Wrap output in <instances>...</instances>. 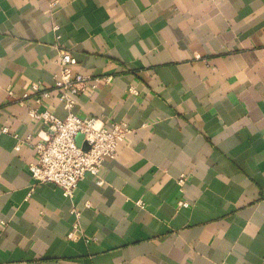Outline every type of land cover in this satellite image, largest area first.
Listing matches in <instances>:
<instances>
[{"label":"crops","instance_id":"0c3cea01","mask_svg":"<svg viewBox=\"0 0 264 264\" xmlns=\"http://www.w3.org/2000/svg\"><path fill=\"white\" fill-rule=\"evenodd\" d=\"M62 52L129 129L72 199L28 171ZM0 264H264V0H0Z\"/></svg>","mask_w":264,"mask_h":264},{"label":"built area","instance_id":"2783aa9c","mask_svg":"<svg viewBox=\"0 0 264 264\" xmlns=\"http://www.w3.org/2000/svg\"><path fill=\"white\" fill-rule=\"evenodd\" d=\"M77 63L71 52H62L57 64L59 74L55 76L53 89L48 91L40 84H31L29 90L36 94L37 102L48 99L56 93L58 101L64 104L68 114L59 119L49 111H29V117L40 121L44 128V137L35 145L36 162L28 166L36 185L50 184L62 191L64 197L72 199L74 191L87 175L99 179L105 159L115 157L118 145L129 133L122 124L105 127L99 119L91 116H78L71 111L74 99L88 90H94L101 84L110 83V78H90L73 74ZM27 97V95H25ZM81 137V143L77 138ZM87 146V150L83 149ZM183 181H181L182 183ZM180 206L187 207L186 203ZM75 223L67 239L74 241L79 233V213L72 210Z\"/></svg>","mask_w":264,"mask_h":264},{"label":"water","instance_id":"95a60500","mask_svg":"<svg viewBox=\"0 0 264 264\" xmlns=\"http://www.w3.org/2000/svg\"><path fill=\"white\" fill-rule=\"evenodd\" d=\"M77 143L80 144L81 143V137H78L77 138ZM83 149L87 150V146L86 145H83Z\"/></svg>","mask_w":264,"mask_h":264}]
</instances>
